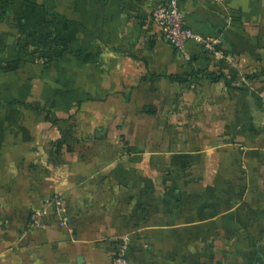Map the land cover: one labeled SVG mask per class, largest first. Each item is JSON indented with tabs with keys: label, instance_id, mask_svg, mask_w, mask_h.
<instances>
[{
	"label": "crops",
	"instance_id": "crops-1",
	"mask_svg": "<svg viewBox=\"0 0 264 264\" xmlns=\"http://www.w3.org/2000/svg\"><path fill=\"white\" fill-rule=\"evenodd\" d=\"M164 1L0 0V264H264V0Z\"/></svg>",
	"mask_w": 264,
	"mask_h": 264
},
{
	"label": "built area",
	"instance_id": "built-area-1",
	"mask_svg": "<svg viewBox=\"0 0 264 264\" xmlns=\"http://www.w3.org/2000/svg\"><path fill=\"white\" fill-rule=\"evenodd\" d=\"M153 17L162 27L168 40L176 47L178 51L190 58L186 52V44L190 39H194L203 44L206 50L214 53H221L218 49V40L210 37H204L193 32L187 25L184 12L181 10L178 0H166L160 3L153 12ZM233 60V58H230ZM45 211L36 210L31 214L30 227L40 228L44 226ZM116 255L113 264H133L129 258L130 241L128 237H122L116 241Z\"/></svg>",
	"mask_w": 264,
	"mask_h": 264
}]
</instances>
